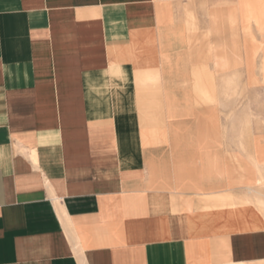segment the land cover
<instances>
[{"label":"crops","instance_id":"1","mask_svg":"<svg viewBox=\"0 0 264 264\" xmlns=\"http://www.w3.org/2000/svg\"><path fill=\"white\" fill-rule=\"evenodd\" d=\"M263 23L264 0H0V264H264V141L223 123Z\"/></svg>","mask_w":264,"mask_h":264},{"label":"rangeland","instance_id":"2","mask_svg":"<svg viewBox=\"0 0 264 264\" xmlns=\"http://www.w3.org/2000/svg\"><path fill=\"white\" fill-rule=\"evenodd\" d=\"M262 25L264 28V23ZM256 32L259 34L246 39V42H249L246 46H257L259 41L262 40L261 45L258 47L260 51L250 54L245 53L244 73L238 76V83L228 84V100L223 102L226 110L223 123L229 126V130H236L237 125H244L246 131L243 135L247 146H249L247 140L250 139L249 141L252 142L255 137L260 138L262 142L264 141V67L259 68L261 49L264 52V35L258 30ZM229 58L234 61L232 53L229 54ZM261 60H264V56ZM254 133L258 136L253 137L252 134ZM246 151L250 152L251 147L250 149L247 148ZM263 156L262 153V162L264 161ZM261 166L264 174V164L262 163ZM242 177L245 179L246 184L256 185L254 182L256 172L254 170H245ZM256 186L262 187L264 183Z\"/></svg>","mask_w":264,"mask_h":264},{"label":"bare ground","instance_id":"3","mask_svg":"<svg viewBox=\"0 0 264 264\" xmlns=\"http://www.w3.org/2000/svg\"><path fill=\"white\" fill-rule=\"evenodd\" d=\"M264 182H263V180L262 179H260L259 180V184H263Z\"/></svg>","mask_w":264,"mask_h":264}]
</instances>
